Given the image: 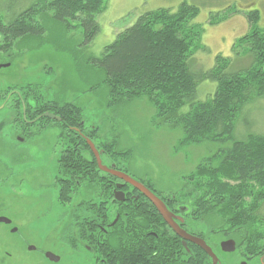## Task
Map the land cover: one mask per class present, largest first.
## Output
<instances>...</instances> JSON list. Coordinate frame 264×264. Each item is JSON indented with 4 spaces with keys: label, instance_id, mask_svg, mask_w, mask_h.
I'll list each match as a JSON object with an SVG mask.
<instances>
[{
    "label": "rangeland",
    "instance_id": "rangeland-1",
    "mask_svg": "<svg viewBox=\"0 0 264 264\" xmlns=\"http://www.w3.org/2000/svg\"><path fill=\"white\" fill-rule=\"evenodd\" d=\"M184 2L198 8L199 13L194 22L203 29L199 47H195L193 53L195 69L198 72L212 68L219 55H233L232 48L237 40L251 33L252 29L246 18L247 12L258 10L261 17L259 29H264V0H109L106 11L97 18L101 31L90 44L85 43L82 30L67 31L65 25L50 19L46 23L43 22L46 25V33L41 39L24 37L12 40V50L16 54L15 67L1 78L0 88H6L8 85L24 88L31 96L28 99L39 106L57 99L76 104L82 109L84 133L92 136L93 144L99 149H104L102 146L106 144H114L113 152L118 156L113 161L107 155L101 156L105 166L117 164L126 172L124 174L135 181L155 186L165 194L174 191L176 196H185L187 203L188 197H203L208 202L206 206L197 209L195 221H199V225L205 226L209 231H228L231 227L230 220L235 214L231 202L234 200L233 187L238 184L226 178L221 179V185L226 186L227 193L221 205L215 201L210 202L212 194L206 185L209 180L192 177L202 163H209L212 168L218 167L221 159H216L215 156L229 144L207 141L185 144L182 128L173 126V123L167 125L164 122H153L156 110L147 97L113 105L108 89L103 83L104 71L89 64L90 58H100L105 47L112 44L126 28L134 25L141 15L163 9L174 13ZM3 6L4 2L0 0V20L7 22L8 12L2 11ZM224 17L226 19L222 20ZM73 25L76 23L73 22ZM215 91L214 84H202L198 95L201 100H206L208 96H213ZM2 100L0 106H3ZM8 114L7 110L0 112V116ZM63 130L62 124L53 120V143H41L34 139L26 144H16L15 153L0 155V164H9L17 169L10 181L18 175H23L28 182L25 188L18 189L15 186L8 191L1 187L0 183V212L13 213L14 218L21 220L20 225L27 223L23 214L40 209L37 199L27 197L40 194L39 181L51 183L53 179V191H45L53 197V218L67 210L61 202L67 201L68 196L87 193L92 195L103 189L106 180L100 182L101 176L97 174L99 179L93 180L95 185L87 180L81 183L80 187L76 185L72 194L61 196L60 161L69 145L67 139L61 137ZM95 130L96 133L92 134ZM249 135L264 136V99L249 104L236 120L235 137L246 139ZM6 138L5 134L0 137V148L8 146L10 149L14 141ZM183 189L184 192L181 193ZM19 191L20 195L24 196H21V200L15 198ZM238 202L246 208L250 200L243 197V200ZM260 214L264 217V205ZM252 221L244 225L246 228H238V241L246 230L249 232V225L264 231V221ZM38 227L49 229L52 226L41 222ZM1 236L7 240V249L16 255L10 260V264H19L20 250L13 242V237L6 238L2 233ZM56 237L54 232L53 236L48 237L49 241L53 240V251L67 258ZM240 252L238 248L236 253L226 256L229 264H239L242 261ZM32 258L34 257L26 256L25 260H33Z\"/></svg>",
    "mask_w": 264,
    "mask_h": 264
},
{
    "label": "trees",
    "instance_id": "trees-1",
    "mask_svg": "<svg viewBox=\"0 0 264 264\" xmlns=\"http://www.w3.org/2000/svg\"><path fill=\"white\" fill-rule=\"evenodd\" d=\"M3 2L2 11L8 12L6 20L9 23L4 32L17 38L41 39L46 33L43 22L50 19L65 25L67 31L82 30L85 43L90 44L101 31L97 18L106 11L109 0ZM198 13L196 6L185 2L174 13L168 9L147 12L105 47L100 58H90L89 64L104 71L103 83L113 105L147 97L156 110L153 122L173 123V126L182 128L185 144L204 141L229 144L215 156L221 159L218 167L202 163L192 178L209 180L206 185L210 196L221 205L227 195L221 179L238 184L233 187L234 200L231 202L235 214L229 229L236 239L238 228H246L244 225L251 220L252 223L264 221L260 214L264 205V136L235 137L239 115L249 104L264 99V29H259V11L247 12L251 33L237 40L232 48L233 55H219L212 68L198 72L193 57L203 31L194 22ZM207 83L214 84L216 91L213 96L201 100L199 88ZM53 115L61 119L64 127L61 137L69 143L60 161L59 175L62 178L59 180L61 196H68L77 185L76 181L84 183L99 179L97 174L101 172L89 145L77 143L79 138H74L71 130L82 121V109L74 103L57 99L53 100ZM88 139L93 142L90 134ZM102 148L97 149L112 161L117 158L113 152L114 144ZM81 150L88 151L89 157L77 154ZM121 171L124 170L121 168ZM109 179L114 180V177L105 176V180ZM243 197L250 200L246 208L238 202ZM119 211L118 223L112 229L108 228L106 234V245L111 248L107 251L120 254L111 257L119 259L120 264H144L147 259L145 230L148 214L139 213L135 217L130 209L121 208ZM107 214L105 212V223L109 222ZM249 227V232L246 230L241 240L236 239L238 248L245 256L264 258V231ZM193 259L186 253L187 264H193ZM199 259L200 264H205L207 256L204 251L200 252Z\"/></svg>",
    "mask_w": 264,
    "mask_h": 264
},
{
    "label": "flooded vegetation",
    "instance_id": "flooded-vegetation-1",
    "mask_svg": "<svg viewBox=\"0 0 264 264\" xmlns=\"http://www.w3.org/2000/svg\"><path fill=\"white\" fill-rule=\"evenodd\" d=\"M8 24V20L7 22L0 20V80L15 67L16 54L12 50L11 41L24 38H17L9 32H4L9 28ZM20 88L12 85L0 88V101L6 97L2 100L3 106H0V112L7 110V114L9 113L0 116V137L2 138V135L5 134L7 136L6 140L14 141V144L11 145L12 148L9 149L8 146L0 148V155L3 156L15 153L17 145L29 143L34 139L41 143L44 141L53 143L51 139L53 138V118L47 116L53 115V100L47 106H39L36 102L28 99L31 96L27 94L26 89ZM54 121L61 123V120ZM84 125L85 123L81 121L76 128H71L75 134L74 138H79V141H77L79 144L84 142L88 144V141H90L88 135L84 133ZM8 137L12 138L8 139ZM99 153L101 156L104 155L102 150ZM77 154L89 157L88 151L81 150ZM106 167L125 173L121 171V167L114 163ZM97 168L100 171L98 164ZM16 170L14 166L9 164H0L1 187H4L7 191L15 188V186L20 189L28 185L23 175H18L13 181H10V177L15 174ZM100 172L98 175L101 176L100 182L102 183L105 181V176H111L102 171ZM50 176L52 177V175ZM89 181L90 184H96L95 181L90 179ZM76 184L79 187L81 186L79 181H76ZM140 184L151 191L165 205L172 215V222L180 230L206 243L217 256V264H229L226 256L238 251V241L232 235V231L215 232L213 229L209 231L205 229V226L199 225V221H195L194 215L197 213V209L206 206L207 200L203 197L193 196L188 197L189 202L187 203L185 202V196H176L173 193L174 191L173 194H165L155 186L142 182ZM38 188L40 189L39 195H27V197L37 199L40 209L26 215L23 214L26 217L24 218L25 221H27L25 225H20L19 221L21 220L14 218L13 213L0 212V219H3L0 222V264H10V260L16 257L14 253L12 254L7 249V240L1 236V233L6 238L13 237V242L20 250L21 260L19 264H120L119 259L111 258L112 256L118 257L120 254L111 252V250L107 251L111 248L106 245L105 241L108 228L112 229L120 219L119 210L121 208L132 210L135 217L139 213L148 214L145 230L148 241L147 259L144 264H187L186 253L194 258L193 264H200V252L204 250L197 244L181 237L172 225L163 218L156 205L140 190L125 184L118 178L114 177V180H106L103 183L101 192L97 191L92 195L87 193L85 195L68 196L67 201L61 202L67 210L63 214L58 213L55 218H53V197L46 193L47 191H53V179H51V183L39 181ZM33 189L36 190L35 186H33ZM119 192L124 194L123 198L120 196L122 199L120 201L116 196ZM182 192H184V189L181 190ZM20 193L19 191L17 197H15L18 200L24 197ZM210 199V202L214 200L213 197H210ZM105 212H108V223H105ZM41 222L49 223L52 227L49 229L38 227ZM53 232L57 234V243L60 244V249L68 256L67 258L53 251V240H48V237L53 236ZM204 232L208 234H204ZM228 241L235 243L236 249L232 253L224 251L223 244ZM48 254H54L59 260L51 259ZM240 254L242 261L239 264H264V258L245 256L243 252H240ZM205 255L207 256L205 264H214V261L206 252ZM26 256L34 258L27 261L25 260Z\"/></svg>",
    "mask_w": 264,
    "mask_h": 264
},
{
    "label": "water",
    "instance_id": "water-1",
    "mask_svg": "<svg viewBox=\"0 0 264 264\" xmlns=\"http://www.w3.org/2000/svg\"><path fill=\"white\" fill-rule=\"evenodd\" d=\"M49 118H53V120H57L60 121L61 119L59 117H56L54 115H47ZM88 145L96 159V162L98 164V167L100 169V171L110 174L111 176L118 178L119 180L123 181L125 184H128L138 190H140L145 196H147L158 208L160 214L163 216V218L169 222L172 227L175 229V231L181 236L183 237L185 240H189L195 244H197L198 246H200L210 257L211 259L214 261V264H217L218 258L217 256L212 252V250L206 245V243L198 238L192 237L188 234H186L184 231L180 230L173 222H172V215L168 212L167 208L165 207V205L151 192L149 191L146 187H144L142 184H140L139 182L135 181L134 179L128 177L126 174L120 172V171H116L115 169H109L106 166L103 165V162L101 160V154L98 152V150L96 149L95 145L91 142L88 141ZM118 200H122L121 198L124 197V194L119 192L116 194ZM121 196V198H120ZM3 221V219H0V222ZM224 246V251L225 252H234L236 249L235 243L233 241H228L226 243L223 244ZM48 257H50L51 259L53 258V260L58 259V257H56L54 254H48Z\"/></svg>",
    "mask_w": 264,
    "mask_h": 264
}]
</instances>
